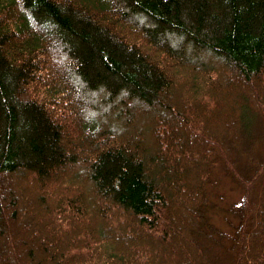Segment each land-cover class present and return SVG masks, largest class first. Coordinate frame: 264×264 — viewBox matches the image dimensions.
<instances>
[{
    "label": "trees",
    "instance_id": "16d2710c",
    "mask_svg": "<svg viewBox=\"0 0 264 264\" xmlns=\"http://www.w3.org/2000/svg\"><path fill=\"white\" fill-rule=\"evenodd\" d=\"M226 263L264 264V0H0V264Z\"/></svg>",
    "mask_w": 264,
    "mask_h": 264
},
{
    "label": "rangeland",
    "instance_id": "374dc122",
    "mask_svg": "<svg viewBox=\"0 0 264 264\" xmlns=\"http://www.w3.org/2000/svg\"><path fill=\"white\" fill-rule=\"evenodd\" d=\"M136 20L137 22L135 21L134 22L135 24L139 23L141 25L148 24L150 26L151 25L158 26V24L153 23L148 18H145L144 20L143 19L140 20L136 18ZM179 33L180 32L177 30L171 28H165L163 33V35L165 34L164 39L166 42L173 45L174 47L180 48V45L185 44L187 51H192L193 53L195 52L197 55L205 58L208 57L212 58L207 49L198 47L196 42L192 41L188 37L180 36ZM150 47L151 46L149 44V48ZM60 57H62V55H60ZM40 58H43V55H40ZM65 63L67 62L65 61ZM177 69L178 68H176L175 70L173 69V71L175 72L177 71ZM119 99L122 100L123 97L119 95L118 100ZM176 100L182 102L180 98H177ZM192 101H195L194 96H191L190 100H187L186 102L191 103ZM147 130L148 129L146 128L145 132ZM259 149L260 148L257 146V148L254 150V152L258 155L260 153ZM244 153L247 154V151L245 150ZM244 158L246 159V157ZM210 170L211 172L207 184V191H208V197L212 201V206L209 207V216L215 228H219L222 231L227 232L226 235H228L232 232L233 226L236 224V217L234 216L233 211L236 209L235 206L243 195V190L235 182H233V180L230 177H228L224 173L222 169V165L219 162L212 163V165L210 166ZM228 210H231L232 213L226 212ZM22 221H24L25 224L29 226V222L25 221V218ZM207 233L208 236L209 234H212L211 231H207ZM209 239L210 240H208L207 243L210 246V243L215 241L211 240L210 237ZM226 239L228 238H225L224 241L222 242L224 246L225 244L228 243ZM202 243L204 244V242ZM215 249H222V248L216 247Z\"/></svg>",
    "mask_w": 264,
    "mask_h": 264
}]
</instances>
